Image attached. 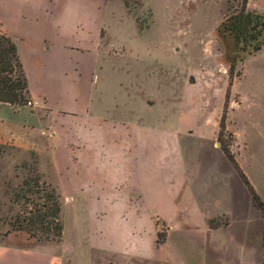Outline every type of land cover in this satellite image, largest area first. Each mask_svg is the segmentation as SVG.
I'll return each mask as SVG.
<instances>
[{"label": "crops", "instance_id": "0c3cea01", "mask_svg": "<svg viewBox=\"0 0 264 264\" xmlns=\"http://www.w3.org/2000/svg\"><path fill=\"white\" fill-rule=\"evenodd\" d=\"M129 24L124 0H0V33L16 45L31 102L0 101V145L35 153L63 224L59 240L0 234V264H118L133 253L128 238L154 258L158 222L168 239L229 226L230 179L207 157H226L214 146L219 119L208 130L192 97L173 114L169 96L139 90ZM201 179L219 190L214 202L194 188ZM223 214L228 224L209 225Z\"/></svg>", "mask_w": 264, "mask_h": 264}, {"label": "rangeland", "instance_id": "374dc122", "mask_svg": "<svg viewBox=\"0 0 264 264\" xmlns=\"http://www.w3.org/2000/svg\"><path fill=\"white\" fill-rule=\"evenodd\" d=\"M240 2L124 0L133 17L128 30L130 44L138 54L139 90L155 98L169 96L171 105L167 108L171 106L173 114L192 97V102L201 106V124L208 130L213 121L220 120L225 107L226 130L233 136L226 134L224 139L231 142L237 163L264 202V46L257 52L243 50V44L236 43L222 25L223 21L228 23L226 18L239 8ZM246 5L250 10L264 12V0H247ZM159 113L158 108L155 115ZM214 146L220 147L217 140ZM207 157L230 179V198L225 201L230 211L229 226L208 235L203 232L204 226L197 224L196 230L191 226L188 229L190 237L168 239L164 225L158 222L154 258L139 255L148 247L147 241L138 243L128 238L124 248L133 253H124L118 264H264L263 212L221 151L208 152ZM33 167L38 168L34 152L0 145V234L19 230L30 236L17 225L18 220L30 216L32 204L21 197L24 191L20 188L23 179L33 175ZM193 186L202 190L204 199L212 197L214 202L219 196V190L206 179L197 180ZM26 197L40 202L35 195ZM64 219L68 231L75 219L69 207ZM210 222L211 227L226 225L229 218L223 214L210 218L209 225ZM109 261L114 264L113 258Z\"/></svg>", "mask_w": 264, "mask_h": 264}, {"label": "trees", "instance_id": "16d2710c", "mask_svg": "<svg viewBox=\"0 0 264 264\" xmlns=\"http://www.w3.org/2000/svg\"><path fill=\"white\" fill-rule=\"evenodd\" d=\"M247 0H241L239 8L235 9L227 18L228 23L222 22L224 31L233 36L236 43H242L243 50L257 52L264 46V12H257L247 8ZM247 47H251L248 49ZM227 95V93H226ZM227 97V96H226ZM0 101L11 104H21L28 101L27 79L19 59L15 43L10 37L0 33ZM226 111L223 107L219 120L217 141L226 157L232 162L244 184L247 186L255 205L264 214V202L255 191L245 173L237 163L230 149L231 142L224 136L228 134L225 126ZM32 176H27L22 181L21 197L32 204L30 216L18 220L17 229H24L36 239H56L62 235L63 224L60 218V194L51 184L42 179L37 167H33ZM27 194L35 195L40 202L29 200ZM28 200V201H27ZM210 226H213L210 222ZM40 232L42 236L36 234Z\"/></svg>", "mask_w": 264, "mask_h": 264}, {"label": "built area", "instance_id": "2783aa9c", "mask_svg": "<svg viewBox=\"0 0 264 264\" xmlns=\"http://www.w3.org/2000/svg\"><path fill=\"white\" fill-rule=\"evenodd\" d=\"M27 103H28V104H30L31 102H30V101H28Z\"/></svg>", "mask_w": 264, "mask_h": 264}]
</instances>
